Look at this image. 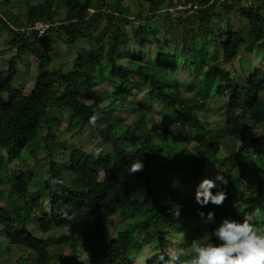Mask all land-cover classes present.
Listing matches in <instances>:
<instances>
[{
	"label": "trees",
	"instance_id": "16d2710c",
	"mask_svg": "<svg viewBox=\"0 0 264 264\" xmlns=\"http://www.w3.org/2000/svg\"><path fill=\"white\" fill-rule=\"evenodd\" d=\"M143 1L150 6L148 14L132 20L119 4H98L92 13V0H65L64 23L44 36L29 29L55 21L51 0L35 8L38 15L29 16L27 26H12L0 14L14 35L10 44L15 50L0 70V184L9 187L0 189L6 198L0 205V227L8 244L24 249L27 264H51L47 242L35 231L47 234L64 228L78 234L76 247L69 248L59 264H162L159 256L167 258L174 249H182L181 260L186 261L193 240L211 233L226 217L247 219L264 231V134L255 131L264 124V68H250L244 80L226 68L242 48L252 52L264 45V1L236 10L240 0H185L191 7L175 12L170 10L173 1L164 10V0ZM230 14L237 15L236 25ZM213 18L226 23L219 33L211 29ZM104 20L108 32L102 40ZM53 32L67 46L94 34V44L79 52L69 74L48 70L54 51L47 37ZM25 53L38 63L28 93L13 86ZM186 69L193 70L189 87L202 78L216 84L215 97L223 100L218 110L226 116L227 134L235 144L224 157L218 156L222 132L198 114L211 112L207 96L200 91L184 94L170 85L174 81L178 86ZM104 84L112 88L106 97L111 103L136 102L143 112L155 100L165 109L167 122L148 124L140 118L139 126L115 125L121 117L100 107L96 88ZM64 110L70 116L67 134L87 129L85 138L93 142L92 148L72 146L68 135L62 148L65 135L53 123ZM93 115L98 117L95 126L89 123ZM173 131L186 144L177 141ZM134 159L142 160L144 168L129 173ZM214 168L228 180L218 186L227 196L221 206L201 208L195 202L197 185ZM137 193L146 197L135 209L141 217L132 229L113 234L111 219L129 217ZM209 211L214 212L211 220ZM139 253L145 254L143 261L135 259Z\"/></svg>",
	"mask_w": 264,
	"mask_h": 264
},
{
	"label": "rangeland",
	"instance_id": "374dc122",
	"mask_svg": "<svg viewBox=\"0 0 264 264\" xmlns=\"http://www.w3.org/2000/svg\"><path fill=\"white\" fill-rule=\"evenodd\" d=\"M52 7L55 10L54 13V20L58 21L60 23H64L65 17H66V9H65V0H51ZM169 1H173L175 3V7L170 9L171 12H175L176 10L185 7L184 1L185 0H164L161 4V8L164 10L167 8V3ZM264 0H249V4H253L255 6H261ZM46 0H0V14L4 15L10 24L13 26H27V22L29 21V16L33 19L36 18L38 15V10L35 9L36 7L40 5H44ZM108 5V6H115L116 4H119L121 9H126L128 11V15L131 16V19L134 20L137 15L141 14H148L150 6L148 2H145L143 0H92V7L89 11H94V8H96L97 5ZM247 1L240 0L239 3H235L234 6L237 10V8L240 7H246V5H249ZM191 6V5H190ZM189 6V7H190ZM33 9V11H31ZM108 10V9H107ZM111 9L109 8V11ZM108 11V12H109ZM262 11L264 13V6L262 7ZM107 12V11H106ZM238 16L240 13L238 12ZM235 14L228 15L231 23L233 25H236V16ZM107 20H104L102 22L101 28L99 29L100 33H103L105 29L107 28ZM133 23H130L127 25V28L130 29L131 25ZM226 23L224 20L220 18H213L212 20V31L215 33H219L222 29V27H225ZM14 27V28H15ZM107 32H104V35L102 37V40H105L107 38ZM13 33L10 32L7 28L3 26V24L0 21V70H4L7 66V60L10 58L14 53L15 50L12 48L10 44V40L13 38ZM50 42L53 41V51L54 54L52 55V60L49 65L48 70H54V69H62L64 74H69L72 71V68H74L75 60L78 57L79 52L84 51L85 48L88 49L94 44V34L91 38H80L74 45H65L64 42H61V39H59V35L55 32L49 34L47 37ZM106 42V41H104ZM84 48V49H83ZM264 50V45L260 48L257 47L254 51L251 52V50H244L242 48L240 50V57L236 58L235 61L226 66V68L232 73V75L238 74V76L244 80L245 72L249 71V69L257 66L260 69L264 68V55L262 51ZM263 55V56H262ZM120 61L126 62L125 60L120 59ZM129 64V63H128ZM37 66L38 63L35 61V57L32 56L30 53H25L22 57L21 63H18V67L20 72H18L17 77L13 81L14 87H19L23 89L24 93H28L34 86L35 79L37 77ZM131 66V64H130ZM136 67V65H135ZM242 70H244L242 72ZM186 71V72H185ZM184 73H181L179 75V79L182 78V76H186L183 81H180L181 83L178 86H174V81L171 82L170 85L174 88L179 87V89L182 91V93L187 94L190 93L191 95L193 93H196L198 91L202 92L205 96H207V107L211 110L209 113L205 112H198L199 116L205 121V123H208L212 129L218 130L222 132V137L219 139V142L221 144L220 146V152L218 153L219 157H224L235 148V144L233 139L227 134V130L229 128V123L227 121L226 116L222 115V112L219 109L221 106L220 104L223 103V100L216 98L215 96V86L216 84L211 83H204L202 78H196L195 87H189L191 82L194 80L190 79L189 72L193 74V70H185ZM188 77V78H187ZM175 80V79H174ZM183 82V83H182ZM185 84V85H184ZM211 84V85H210ZM163 86V85H162ZM165 86V85H164ZM173 88V90H174ZM112 88L108 84H104L103 87H97V94L98 99L100 101V107L105 108V110L112 109L115 113V116H120L121 121L115 120L114 124L117 126L126 127V126H139L140 124L137 122L139 119L144 118L145 121L149 124H152L156 120L166 121V111L165 109L159 108V104L155 102V100L149 102L146 106L149 108L146 111H140L139 105L135 102L134 104H123L120 100H115L111 103L110 100H108L106 97L109 94V90ZM103 90L102 92H100ZM144 95L142 93L136 98V101H139V99ZM89 104H92L93 101L91 99L88 100ZM59 116L57 121H54L53 124H55V127L60 129V133L64 134L62 141V148L66 146V135L71 136V144L72 146H77V144H82L83 146L86 145L87 148H92V143H87V139L85 138L87 135V129H85L84 133H78L76 130H73L71 133L67 134V119L69 116V112L67 110L59 111ZM70 117V116H69ZM164 119V120H163ZM121 122V123H120ZM165 124V122H161ZM157 127L159 128V123L157 122ZM168 127V125L164 126ZM256 132H263L264 134V124L261 125L259 128H255ZM192 134V130L188 131ZM173 134L175 137H177V141L181 142L182 144H186V140L179 136V134L176 131H173ZM190 134V135H191ZM189 135V136H190ZM188 138V137H187ZM87 143V144H86ZM193 144V142L191 143ZM69 146V147H72ZM218 169H213L207 174V178L214 179L217 175ZM204 177V178H206ZM166 182H169V176L163 177ZM203 178V179H204ZM70 177L68 178V180ZM71 182V181H70ZM218 186L222 185L219 182H217ZM8 184H0V189L4 190L7 187ZM33 191H35L37 188L34 186L31 187ZM145 196L143 193H137L135 194L130 203L131 212H129V217H126L125 220H120L117 217H113L111 219V231L113 234L120 230H127L132 229L136 223L138 222V218L141 217V215H137L135 209L140 205V203L145 200ZM6 198L0 195V205H5ZM33 228V227H31ZM38 236L43 237L45 241L47 242L48 251L51 256V264H59L61 256L66 254L69 248H75L76 244L75 241H77L78 234L69 231L64 228H58L54 231L43 234L38 231H35ZM143 235L141 234V239H143ZM67 236L70 237L71 240H67ZM179 239V238H178ZM176 240L174 241L173 245L176 246ZM24 249L17 248L13 245H10L7 243L5 236L3 234V231L0 227V264H27L26 261L23 259H26L24 256ZM144 253H139L136 256V260L143 261L145 259ZM142 264V263H141Z\"/></svg>",
	"mask_w": 264,
	"mask_h": 264
},
{
	"label": "clouds",
	"instance_id": "9594fccd",
	"mask_svg": "<svg viewBox=\"0 0 264 264\" xmlns=\"http://www.w3.org/2000/svg\"><path fill=\"white\" fill-rule=\"evenodd\" d=\"M246 1L249 3V0ZM189 6L183 8H190ZM97 119L98 117L93 115L89 118V123L95 126ZM143 168V161L134 159L128 166V172L136 173ZM222 172L218 171L214 179L204 178L197 185L195 202L201 208L210 203L223 205L227 193L218 188L217 182L227 185L228 180ZM214 188H217L215 193L212 191ZM199 214L201 217L205 216L203 211ZM213 218L214 212L209 211L207 219ZM182 256V249H174L167 254V258L164 255L159 256V260L162 264H264V231L249 223L247 219L238 221L226 217L211 233H205L199 239L193 240L191 256L186 261L181 260Z\"/></svg>",
	"mask_w": 264,
	"mask_h": 264
},
{
	"label": "built area",
	"instance_id": "2783aa9c",
	"mask_svg": "<svg viewBox=\"0 0 264 264\" xmlns=\"http://www.w3.org/2000/svg\"><path fill=\"white\" fill-rule=\"evenodd\" d=\"M61 25L62 23L60 22H38L34 25L33 28H30L29 30L34 29L35 31L38 32L39 36H44L51 29L53 28L57 29ZM13 29H15V31L19 30L18 28H14V27ZM25 30L27 32V28Z\"/></svg>",
	"mask_w": 264,
	"mask_h": 264
}]
</instances>
